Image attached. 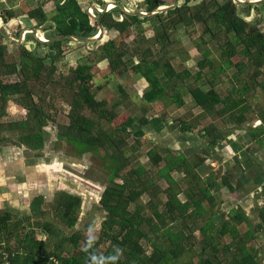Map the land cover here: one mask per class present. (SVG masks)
Returning a JSON list of instances; mask_svg holds the SVG:
<instances>
[{
	"label": "trees",
	"instance_id": "1",
	"mask_svg": "<svg viewBox=\"0 0 264 264\" xmlns=\"http://www.w3.org/2000/svg\"><path fill=\"white\" fill-rule=\"evenodd\" d=\"M45 3L46 0H41L32 8L22 1L19 13L11 8L0 12L5 23L0 38L5 35L15 39L20 37V15L35 21L33 28L48 40L61 36L77 40L92 38L99 31L98 23L102 26V33L93 42L81 43L91 46L74 68L59 77L55 76V64L64 54L63 43L75 42L73 39L48 43L33 39L38 47L56 50V56H37L18 45L17 59L7 56L0 44V118L5 116L9 102L26 111L24 120L11 122L6 129L20 131L18 141L32 151L44 146L42 124L47 120L55 123L57 140L69 144L78 158L85 153L102 156L99 152L103 150L107 179L98 203L105 216L99 230L89 237L74 230L81 199L65 192L58 194L50 209L61 225L73 230L70 235L45 218L41 196L30 202L29 213L25 216L0 212V250L14 253L9 257L10 264H259L256 251L246 245L252 234L248 230L239 237L238 225L250 227L243 210L232 212L221 224L215 223L213 209L217 202L212 194L215 180L212 174L201 176L202 167L199 166L204 163V157L200 154L186 156L154 145L146 152V165L132 166L138 156L134 145L130 146L131 156H127L128 139L131 138L127 129L134 124L148 125L150 117L146 114L149 105L156 101L167 100L169 106L183 107L182 91L185 88H188L193 104L202 112L195 115L190 111L181 118H170L162 113L161 121L170 120L180 133H193L203 115L224 116L229 112L227 122L241 127L246 122V99L257 89L264 95V78L256 79L264 76V31L241 16L239 7L247 14L254 10L264 22V2L240 5L233 0H183L174 9L152 15L133 14L139 11L149 13L160 6L173 4V0H142L132 13L116 6L105 12L95 10L94 18L77 0H54L49 11L44 10ZM98 5L101 9L106 8V2L100 1ZM11 23L18 30L9 33L13 27ZM146 23L153 29L152 38H145L142 34ZM197 25L203 27L202 35L208 34L213 40L224 37L220 50L225 59L215 69L209 58L210 50L196 46L202 54L201 60L196 62L197 71L193 74L188 68L176 71L164 59L167 48L178 40L179 31H189ZM132 30L136 34L131 42H127L126 37L133 33ZM110 31L116 35L111 37ZM28 35L33 34H27V40ZM158 53L161 56L156 57ZM235 56L241 59L233 62L231 59ZM104 61L106 66L101 69L99 64ZM230 67L237 71L229 80L231 87L226 96L221 97L216 90L217 75ZM130 69L147 83L138 117H133L127 110L123 113L117 111L119 106L127 107L132 101L120 84L117 86L119 98L113 104L108 103L109 99L96 98L97 91L105 85L102 79L107 82L110 77L122 75ZM159 70L163 73V81L158 78ZM208 75L212 76L207 82L209 89L203 90L197 83ZM11 76L17 79L11 81ZM190 77L196 83L189 85ZM46 86L49 89L43 91ZM34 87H38V93ZM54 91L61 92L69 106L67 123H57L50 111L43 109L46 93ZM36 94L39 98L34 101L33 95ZM49 99L48 106H52L54 96ZM258 113V120L262 122L260 126L248 128L245 132L254 142L261 141L258 137L264 135V111ZM105 122L112 126L111 130L104 129ZM3 127L0 124V143L5 139L1 134ZM198 131L210 145L227 135L213 122L201 126ZM179 174L182 176L177 180L175 175ZM181 180L188 184L185 188L181 187ZM158 181H163L166 186L160 188ZM220 184L232 190L226 175L221 177ZM181 194L183 200L179 198ZM143 196L147 199L145 203H142ZM258 217L264 231V205L259 208ZM39 233L46 235L48 243L37 237ZM226 237L230 240L222 243L221 239ZM197 244L198 250H194ZM189 255L191 261L182 263V258Z\"/></svg>",
	"mask_w": 264,
	"mask_h": 264
},
{
	"label": "rangeland",
	"instance_id": "2",
	"mask_svg": "<svg viewBox=\"0 0 264 264\" xmlns=\"http://www.w3.org/2000/svg\"><path fill=\"white\" fill-rule=\"evenodd\" d=\"M19 1L20 0H3V2L0 3V12L6 8H14V10H17V13H19L22 5V1L20 3ZM23 1L26 2V6L33 8L41 2V0ZM57 1L61 2L65 0ZM77 1L83 9L93 10L95 8L94 5H98L100 1H103L109 6L111 5L110 3H112V5L113 3H120L124 5L129 12H133V10L136 9L135 7L142 0ZM177 1L179 5L183 3V0ZM53 3L54 0H46L43 7L44 10H51L53 8ZM239 13L247 21L253 23L259 30L264 31V22L260 14L254 10H251L250 13L247 14L241 7H239ZM90 15L93 18L95 17L91 13ZM20 16L19 20H21L25 26L29 25L26 20L27 18L22 15ZM3 24L5 25L4 21ZM1 28L3 29L2 26ZM202 28V26L197 25L194 29L190 28L191 30L189 31L185 29L179 31L177 33L178 40L174 41L173 45L167 48L168 53L164 56V59L168 60L176 71H182L184 68H188L192 74L196 72V62L202 58L199 48L203 50L207 48L210 50L209 58L212 59L215 69L219 68L223 63V59L225 58L222 56V49L220 50V46L224 43V37L213 40L208 34L202 35ZM31 29L34 28L31 27ZM15 30L17 31L18 27L14 25L9 30V33ZM142 30V34L145 38H152L153 29L151 24H143ZM133 31L134 30H132V32ZM135 34L136 32L131 33L130 36L126 37V41L131 42ZM33 35H28V40L27 38L23 40V36L20 35L18 39H15L17 42H13L15 40L10 37L0 38V44L4 47L7 56L12 55L16 59L18 57L17 53L19 52L18 45H23L37 56H43L47 52V49L35 46L31 41L33 39L42 38L37 34L35 36ZM110 35H113V32H110ZM174 36H176V34ZM200 36H202V38ZM203 40L207 43H204ZM62 46L64 47V54L60 56L55 64V76L57 77L66 74L69 69L74 68L91 45L89 44L88 48L87 46L81 45V43L71 41L63 43ZM66 47L70 49L68 50ZM51 53L53 56H56L55 52ZM76 55L79 57H76ZM159 56H161L160 53L156 54V57ZM240 59V56H235L231 60L237 62ZM99 66L103 69L106 66L105 61L101 62ZM236 71L237 69L235 67H230L225 72L217 75L218 82L216 90L221 97L226 96L227 91L231 87L229 80ZM205 72L207 71L205 70ZM211 77L212 76L208 75L207 78L197 84L200 85L203 90H208L209 84L207 82ZM158 78H160V81L164 80L163 73L160 70L158 72ZM263 78L264 76H258L256 79L259 81ZM9 79L14 81L17 77L11 76ZM99 79L101 80V78ZM102 80L105 85L100 91H97V99H109L108 103L113 104L119 98L120 94L117 86L120 84L132 101L127 107L125 105L119 106L117 111L123 113L127 110L133 117H138L141 114L139 108L140 104H142L141 96L147 88V83L143 78L134 74L130 69L127 73L125 72L122 75L110 77L107 82L105 81L106 79ZM194 82L195 81L191 77L187 81L189 85ZM30 87H33V85ZM36 88L38 89V87ZM36 88L34 87L37 91ZM46 89H49L48 86L44 87L42 90L45 91ZM46 94L45 104L47 106L42 105L44 107L43 109L50 111L57 123H67L69 106L64 97L61 96L62 93L54 91ZM51 95L54 96L53 104L52 106H48V103H51L49 101ZM37 98H39L37 94L33 95L34 101H37ZM182 98L185 104L181 108H176L173 104L169 106L167 100L152 103L149 105L150 110H148L146 114L150 117L148 125L142 127L138 126V124H134L131 128L127 129L131 134V138L128 139L129 148L127 149V156H131L132 151L130 146L132 145L135 146V154L138 156L137 159L133 160L131 165H146L148 163L146 152L154 145L168 148L178 154L183 153L186 156L192 154H200L203 156L205 159L204 163L199 166L202 167L201 176L204 177L212 174L215 180V185L212 190V194L217 202L213 209L216 212L214 217L215 223L221 224L223 220L228 219L232 212L243 210L247 215L250 227H247L246 224L238 225L239 237L241 238L246 231L249 230L252 237L249 239L247 236L245 237V239H248L246 245L256 251L258 263L264 264V231L262 230V223L258 217V210L264 205V135L258 137L261 141L254 142L252 139H249L245 133L248 128L258 127L262 123L261 120H258L260 116L258 112L264 111V95L257 89L253 96L250 95L246 99L248 105V109L244 114L246 122L241 127H237L234 123L227 122L226 119L229 117V112H227L223 114L224 116L218 114L210 116L203 115L199 122L200 125L193 133H180L175 124L170 120L163 122L160 119L162 113H165L170 118H181L185 114L188 115L190 111L195 115H199L202 112L200 108H197L193 104L194 102L192 101L188 88L182 91ZM166 104H168V106ZM192 108L193 110H190ZM25 118L26 111L12 102L8 103L5 116L0 118V124L4 126L1 134L5 138L0 143V212L10 211L17 216H25L29 213L30 202L34 198L41 196L43 198L42 206L46 213L45 218L52 221L57 227L70 235L73 230H69L61 225L59 221L53 217L52 208L50 207L53 201L58 198V194L60 192H65L78 196L81 199L80 212L74 230L82 231L86 237L91 236L93 232L99 230L105 216L102 207L98 203L107 179V170L103 167V162L106 160L104 151L100 150L99 152L102 156L104 155L103 159L101 158L102 156H96L91 153H85L78 158L72 152L69 144L64 140H57L55 123L50 120L42 124V135L44 138L43 148L38 151H32L18 141L21 135L20 131L17 129H6V125L11 122H20ZM209 122L215 123L221 132L227 133L225 137H220L215 145H210L198 131L201 126ZM102 126L105 130L112 129V126L106 122ZM123 130L126 129L124 128ZM135 139L139 141L136 142ZM197 167L198 165L195 167L198 172ZM223 175H226L232 190L220 184ZM181 176L180 174L175 175V178L178 180ZM157 184L160 188L166 186L163 181H158ZM180 185L182 188H185L188 184H186V181L184 182L181 180ZM179 198L183 200L182 194L179 195ZM161 199L164 200L163 195H161ZM146 200V197L143 196L142 203H145ZM206 207L207 209L209 208L208 206ZM206 217H208V215H206ZM37 237L47 243L49 241L46 235L41 236L39 233ZM197 238L199 239V234H197ZM229 240L230 237H226L222 238L221 242L226 243ZM10 245L13 246V244ZM198 245L199 244L194 246V250H198ZM185 257L186 256L182 258V263H184V261H191L192 259L190 255L189 257Z\"/></svg>",
	"mask_w": 264,
	"mask_h": 264
},
{
	"label": "water",
	"instance_id": "3",
	"mask_svg": "<svg viewBox=\"0 0 264 264\" xmlns=\"http://www.w3.org/2000/svg\"><path fill=\"white\" fill-rule=\"evenodd\" d=\"M234 2L238 3V4H242V5H246V4H252V5H255V4H259L261 2H264V0H247V1H241V0H233ZM114 6H118L120 9L124 10L125 12L127 13H132V12H129L124 5L120 4V3H115L113 4ZM178 5V1L177 0H173V4L172 5H169V6H160L158 8H156L155 10H153L152 12H149V13H146V12H134L133 14L135 15H152V14H155L159 11H165V10H169V9H174L176 6ZM107 11V9H104L102 10L101 12H105ZM99 25V31L98 33L92 37V38H88V39H85V40H77V39H73L71 37H67V36H61V37H56L54 38L53 40H50V41H55V40H60V39H73L74 41L78 42V43H83V42H93V40H95L97 37H99L102 33V26L98 23ZM0 33L3 35L2 31L0 30ZM7 37H10L12 38L11 36H8V35H5V38ZM13 39V38H12ZM17 42V41H15ZM19 43V42H18Z\"/></svg>",
	"mask_w": 264,
	"mask_h": 264
},
{
	"label": "crops",
	"instance_id": "4",
	"mask_svg": "<svg viewBox=\"0 0 264 264\" xmlns=\"http://www.w3.org/2000/svg\"><path fill=\"white\" fill-rule=\"evenodd\" d=\"M21 1H23V0H20L19 1V3L21 2ZM106 1V0H105ZM3 2V0H0V3H2ZM95 6V5H94ZM33 8V7H32ZM11 9H14V8H11ZM2 11V10H1ZM21 17V16H20ZM0 19L2 20V24H1V20H0V25L4 28L5 27V25L3 24V19H2V16L0 15ZM27 20V23H29V25H24L23 24V22L21 21V20H19V22H21L22 23V31L24 30V27H26V28H31V27H33V25L35 24V21H33V20H29V19H26ZM11 25H12V23H11ZM0 26V27H1ZM13 26V25H12ZM22 31H21V33H22ZM110 32H113V35H110L111 37H114L116 34H115V32L114 31H110ZM110 32H109V34H110ZM21 35V34H20ZM15 40V39H14ZM23 40H25V39H23ZM16 41V40H15ZM15 41H13V42H15ZM31 42V41H30ZM32 44H34L33 42H32ZM36 46V45H35ZM40 47H42L43 48V46H40ZM44 48H46L47 49V52L45 53V54H49V55H51V56H53L52 55V53L51 52H55L56 53V50H51V49H49L48 47H44ZM44 56V55H43ZM75 57V56H74ZM76 57H79V56H77L76 55ZM100 67V66H99ZM105 68V67H104ZM103 68V69H104ZM102 69V68H101ZM137 126V125H136ZM139 126V125H138Z\"/></svg>",
	"mask_w": 264,
	"mask_h": 264
},
{
	"label": "built area",
	"instance_id": "5",
	"mask_svg": "<svg viewBox=\"0 0 264 264\" xmlns=\"http://www.w3.org/2000/svg\"><path fill=\"white\" fill-rule=\"evenodd\" d=\"M110 4L112 5V3H110ZM113 4H114V3H113ZM94 7H95V8H94L93 10H89V9H87V10L89 11V13H91L93 16H94V12H95V10H97L98 12H101L102 10H104V9H101V8L99 7V5H95ZM113 7H114V6L112 5L111 8H113ZM111 8H109V5L106 3V8H105V9L110 10ZM0 20H1V19H0ZM23 37H24V35H23ZM13 254H14V253H13ZM13 254H10V253H8V252H5V251L0 250V259L2 260L0 264H10V262H9V257L12 256Z\"/></svg>",
	"mask_w": 264,
	"mask_h": 264
},
{
	"label": "clouds",
	"instance_id": "6",
	"mask_svg": "<svg viewBox=\"0 0 264 264\" xmlns=\"http://www.w3.org/2000/svg\"><path fill=\"white\" fill-rule=\"evenodd\" d=\"M115 4V3H114ZM114 7H116V6H114ZM142 12V11H141ZM0 30H1V27H0ZM27 34H39V36L42 38V39H45V40H42V39H39V41L41 42V43H48V42H50V40H48V39H46L45 38V36L40 32V31H38L37 29H31V28H26V27H24V30L22 31V33H21V35L23 36L24 35V37H23V39H26V35ZM13 38V37H12ZM13 39H15V38H13ZM36 40V39H35ZM32 42H33V40H31ZM34 43V42H33ZM36 43H34L33 45H35Z\"/></svg>",
	"mask_w": 264,
	"mask_h": 264
},
{
	"label": "bare ground",
	"instance_id": "7",
	"mask_svg": "<svg viewBox=\"0 0 264 264\" xmlns=\"http://www.w3.org/2000/svg\"><path fill=\"white\" fill-rule=\"evenodd\" d=\"M111 7H112V5L109 6V8H111Z\"/></svg>",
	"mask_w": 264,
	"mask_h": 264
}]
</instances>
